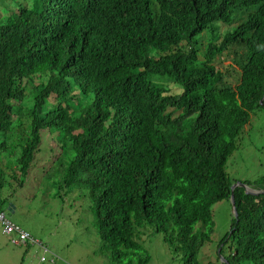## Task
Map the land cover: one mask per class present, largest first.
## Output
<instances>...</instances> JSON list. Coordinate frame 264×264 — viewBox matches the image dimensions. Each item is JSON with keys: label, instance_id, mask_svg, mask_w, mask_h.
<instances>
[{"label": "trees", "instance_id": "obj_1", "mask_svg": "<svg viewBox=\"0 0 264 264\" xmlns=\"http://www.w3.org/2000/svg\"><path fill=\"white\" fill-rule=\"evenodd\" d=\"M252 115L264 121V0H0L6 218L39 170L60 202L88 201L115 257L138 254L152 228L180 264H264V193L242 186L220 251L198 256ZM242 182L264 189V173Z\"/></svg>", "mask_w": 264, "mask_h": 264}, {"label": "rangeland", "instance_id": "obj_2", "mask_svg": "<svg viewBox=\"0 0 264 264\" xmlns=\"http://www.w3.org/2000/svg\"><path fill=\"white\" fill-rule=\"evenodd\" d=\"M241 53L239 49L235 59ZM232 56L218 60L217 66L233 84L239 78V68ZM226 170L234 183L253 180L264 173V121L261 118L251 116L241 134L239 149L228 159ZM41 174L39 170L35 171L33 178L30 174L25 186L18 189L15 197L20 206L13 213L6 212V215L12 223L29 232L36 240L45 242L55 257L44 253L37 245L29 246L25 252L21 245L11 242L10 237L15 235L3 233L0 224V264H13L14 258L10 253L16 255L15 264H138L139 258L144 255L148 256L145 264H180V260L169 252L162 234L152 228L142 229L135 237L142 245L138 254L126 259L115 257L105 247L94 225L88 201L72 195L60 202L55 198L51 185L48 186L44 179L40 180ZM8 204L3 208L5 211ZM212 219L214 230L210 242L198 254L202 262L213 261L216 249L221 247L218 246L219 242L229 231L232 222L230 200L223 199L213 205ZM41 257H44V261L40 260Z\"/></svg>", "mask_w": 264, "mask_h": 264}, {"label": "built area", "instance_id": "obj_3", "mask_svg": "<svg viewBox=\"0 0 264 264\" xmlns=\"http://www.w3.org/2000/svg\"><path fill=\"white\" fill-rule=\"evenodd\" d=\"M0 220L2 224V231L5 234L11 235L15 234V237H11L12 241L15 243H23L26 240L33 243L34 240L30 237V234L26 232L24 229H22L20 226L12 223L10 220L3 217V214L0 213Z\"/></svg>", "mask_w": 264, "mask_h": 264}, {"label": "water", "instance_id": "obj_4", "mask_svg": "<svg viewBox=\"0 0 264 264\" xmlns=\"http://www.w3.org/2000/svg\"><path fill=\"white\" fill-rule=\"evenodd\" d=\"M236 186H242V187H244L245 188V192L246 193H249V194L257 195V194H260V193H264V190H256V189H253L251 187H248V186L244 185L241 182H237V183L233 184L231 186L230 203H231V206H232V212H233V214L235 216H237V211H236V207H235V199H234V188ZM12 207H13V205H11V204L8 206V209H9L10 212L13 211Z\"/></svg>", "mask_w": 264, "mask_h": 264}, {"label": "clouds", "instance_id": "obj_5", "mask_svg": "<svg viewBox=\"0 0 264 264\" xmlns=\"http://www.w3.org/2000/svg\"><path fill=\"white\" fill-rule=\"evenodd\" d=\"M224 58H226V56H225V57H221L220 59H224ZM238 68H239V67H238ZM239 72H240V68H239ZM241 183H243V182H241ZM233 184H235V183H233ZM233 184H232V185H233ZM243 184L246 185V186H248V187H251V188H253V189H256V190H264V189H257V188H254L252 185H248V184H245V183H243ZM232 185H231V186H232ZM236 187H237V186H236ZM234 189H235V188H234ZM260 194H262V193H260ZM257 195H258V194H257ZM229 200H230V198H229ZM10 204L13 205L12 203H9L8 206H9ZM230 204H231V203H230ZM8 206H7V211H8V213H12L14 210H13L12 212H10L9 209H8ZM13 207H14V205H13ZM13 207H12V209H13ZM231 207H232V206H231ZM235 207H236V205H235ZM236 211H237V210H236ZM2 214H3V213H2ZM232 215H233L234 217H237V216H235V215L233 214V212H232ZM237 215H238V214H237ZM3 217L6 218V217L4 216V214H3ZM6 219H8V218H6ZM8 220H9V219H8ZM16 225H17V224H16ZM18 226H19V225H18ZM25 231H26V230H25ZM26 232H27V231H26ZM28 233H29V232H28ZM29 234H30V233H29ZM30 237L34 240L33 243L30 242L31 245H32V244H36V243H38L40 246H42V247L44 248L45 251H48V252H49V249H47L46 247H44V246L42 245V243L39 242L38 240H36L31 234H30ZM23 244H24V243H23ZM218 251H220V249H219ZM42 259H43V257H42ZM220 259H221L222 262H226V260H225L224 257L220 256Z\"/></svg>", "mask_w": 264, "mask_h": 264}, {"label": "crops", "instance_id": "obj_6", "mask_svg": "<svg viewBox=\"0 0 264 264\" xmlns=\"http://www.w3.org/2000/svg\"><path fill=\"white\" fill-rule=\"evenodd\" d=\"M13 210L15 211L16 210V208L15 207H13ZM39 242H41V241H39ZM42 243V245L44 246V247H46L47 248V244L45 243V242H41ZM13 244H15V243H13ZM37 245H39L38 243H36ZM16 245H21L22 246V248H23V250L25 251V252H27L28 251V247L29 246H26L25 244H16ZM40 246V245H39ZM8 248V247H7ZM37 248V247H36ZM9 249V248H8ZM38 249H41L42 251L44 250V248L42 247V246H40V247H38ZM48 249V248H47ZM44 252V251H43ZM13 253H14V251H13ZM12 253V254H13ZM44 253H50L51 255H52V257H55V255L53 254V253H51L50 251L49 252H44ZM10 256L12 257V259L14 258V262H13V264H15V259H16V255H11V253H10ZM40 260H42V261H44V257H43V259H42V257L40 258Z\"/></svg>", "mask_w": 264, "mask_h": 264}]
</instances>
